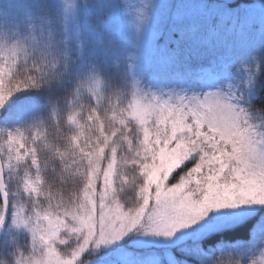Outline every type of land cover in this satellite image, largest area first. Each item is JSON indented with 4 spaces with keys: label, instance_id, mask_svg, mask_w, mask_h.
Masks as SVG:
<instances>
[{
    "label": "rangeland",
    "instance_id": "374dc122",
    "mask_svg": "<svg viewBox=\"0 0 264 264\" xmlns=\"http://www.w3.org/2000/svg\"><path fill=\"white\" fill-rule=\"evenodd\" d=\"M27 1L0 0V78L4 73L3 66L15 64L26 55L30 46L36 44L41 46V41H45L50 33L58 30L57 27H50V31L40 40L26 36L35 30L42 31L44 15H53L54 24L57 26L62 23L61 16L60 20L56 16L60 8L67 18L71 15L69 22L77 17L76 15H79L80 19L83 15L81 22L77 20L68 26L70 37L68 43L73 49L84 54L88 61V89L96 101L106 99L107 85L111 83L112 77L107 76L98 57L103 49L112 54L116 53V62L126 63L136 85V92L132 98V114L140 124L143 142L140 145L131 144V146L126 139L108 141L109 144L112 142L110 145L112 153L104 168L101 189L89 192L80 208L77 206L72 215L65 217L57 212L39 210L32 211L28 215L27 208L19 202V198L15 199L10 207L9 223L18 233L25 231L34 239L33 257L23 264H64L72 258L71 254L75 249L82 247L87 249L84 256H88L91 264H159L161 257L173 262L172 247L189 240L193 242L201 240L218 232L204 230L196 224L186 230L176 231L171 238L162 234L156 235L157 231L170 229H162L159 223L149 220L146 213L135 217L136 222L133 227L132 219L124 217L134 213L125 211L118 204V198L125 185L142 180L148 185L144 191V199L151 203L156 196V191L164 189L173 173L181 169L185 159L194 155V148L200 139L196 133H203L204 125L196 119V113L185 116L182 112H174L167 105H157L154 97L171 102L172 109H175L177 106L175 102L180 98H184V102L187 103L190 97L195 96L203 100L207 94H214L210 97V101L219 119L229 121L238 119L241 126H247L254 133V139L257 142L264 140V130L251 125L243 114V105L248 103L246 97L252 98L255 95L256 81L253 72L248 70L242 74L241 71L234 72L225 67L220 70L208 67H187L181 71H174L172 68L168 70L164 60L156 56L155 43L161 34L162 24H158L161 20L160 18L151 20L149 10L142 7L143 4L153 2L166 17L183 15L185 12L182 11L186 9V5H181L179 1L40 0L37 3L38 0H34L32 11L27 10ZM53 5L54 8H52ZM205 5L202 2L199 4V15H205L206 18H219L218 23L230 33H233L232 29H237L235 34L239 35L243 27L262 25L264 22V4L262 3L240 10L243 11L242 15H231L229 12H223V9H209L207 5L208 10L201 11ZM192 10L194 8L190 7L188 13L195 15ZM26 13L34 16L22 18L21 15ZM105 13L107 19L101 23L99 21L91 23L87 16L105 15ZM47 21L49 18L46 19ZM96 29L99 30L96 31ZM97 82L100 87L95 89L93 86ZM117 96L118 92L111 94L108 97V103L111 105L114 100L120 101L121 98ZM221 97L229 98L231 105L242 111L236 112L235 109L222 107L224 102L220 99ZM37 117V110L27 99L15 104L9 101L6 107L0 110V150L4 155L6 171L15 176L20 174L18 170L24 166L25 159L18 162L14 154L9 151L7 146L9 134L19 130L23 133L25 141L36 138L41 129ZM80 136L86 145V135L82 133ZM99 146L97 143L96 149L92 152V158L95 157ZM124 147L135 150L131 159L120 155L121 148ZM201 175L202 173H193L190 177H186L188 184L182 189L185 195H188L193 188L206 187L201 180ZM28 179L35 178L30 176L22 178L21 191L24 197L26 199L40 198V195H30L24 190L25 181ZM8 195L10 196L9 190ZM0 203L2 204L1 199ZM145 207L147 208V205ZM260 207L245 209L228 207L223 210L240 216L234 225L236 226L253 216ZM17 213L23 223L18 221ZM102 213L107 214L109 218H114L116 224L113 227L104 228L100 222ZM67 218H70V221ZM121 223L124 225L122 229L119 227ZM66 232L71 237L76 236L80 244L64 255L57 250V244L69 245V241L62 240ZM124 233H127L125 238L116 239ZM124 243L130 246L125 247ZM131 248L150 254L136 255L130 250ZM159 248L163 249L160 255H158Z\"/></svg>",
    "mask_w": 264,
    "mask_h": 264
},
{
    "label": "trees",
    "instance_id": "16d2710c",
    "mask_svg": "<svg viewBox=\"0 0 264 264\" xmlns=\"http://www.w3.org/2000/svg\"><path fill=\"white\" fill-rule=\"evenodd\" d=\"M33 1H27V10L32 11ZM175 1L186 5V9L182 11L185 12L183 15L166 17L156 7V3H141L142 8L149 10L151 20H161L158 23L162 24L161 34L155 43L156 56L164 60L168 70L172 68L174 71L187 67H208L214 70L225 67L234 72L241 71L242 74L248 70L252 71L256 81L255 95L252 98L246 97L248 103L243 105V114L251 125L264 130V22L262 25L243 27L238 35L235 34L237 29H232L233 33L225 30V27L218 23L219 18L199 15L201 2L209 9H223V12H229L231 15H242L243 11L240 10L257 3L264 4V0H229L232 1L230 3H227V0ZM206 5L201 11L208 10ZM190 7L194 8L192 11L195 15L188 13ZM57 12V19L60 20V16L62 19L61 25L54 24L53 15H44L42 31L35 30L26 36L40 40L50 31V27H57L58 30L50 33L45 41H41V46H30L26 55L15 63L12 71L14 81H27L29 78L36 81V87L16 93L10 101L15 104L27 99L37 110L40 133L25 143L28 149H36L39 172L33 166L32 158L26 156L24 166L18 170L20 174L15 176L7 172L6 179L11 204L18 197L19 202L27 208L28 215L39 210L57 212L66 217L74 214L77 206L80 208L89 192L100 191L104 168L112 153V142L109 144L108 141L126 139L130 145H140L143 142V133L132 114V98L136 85L126 63H117L116 53L112 54L106 49L100 52L99 62L106 70L107 76L112 78L111 83L107 85L106 99L96 101L87 85L88 61L84 54L73 49L68 43V26L77 20L81 22L83 15L81 19L76 15L77 17L69 22L71 15L67 18L62 8ZM106 13L87 16L91 23H101L107 19ZM21 16L25 18L31 15L26 13ZM48 18L49 21L46 22ZM25 40L27 41L26 38ZM3 78L4 73L0 81ZM115 92H118L117 97L121 100H114L110 105L108 97ZM81 133L86 135V145L80 136ZM113 133L115 134L112 135ZM78 135L80 138L77 144L74 137ZM97 143L100 146L92 158ZM134 151L130 147H124L121 148L120 155L131 159ZM178 172L179 176L173 180V184L184 175V172ZM38 174L42 179L41 197L26 199L21 191V180L25 176L36 178ZM147 188L148 185L142 180L125 185L118 198V204L125 211L133 212L140 206ZM67 220L70 221V218ZM262 235L264 207H260L253 216L229 230L215 232L194 242L189 240L177 244L171 248L173 262L161 257L159 264H201V261L212 259L217 253L223 256L228 249L241 248H250L252 255H256L257 260L261 262L264 261V253L259 252V237ZM62 240L69 241L67 246L57 244V250L64 255L80 244L78 238L69 236L68 232L62 236ZM124 246L130 245L124 243ZM33 247L34 239L31 235L25 231L18 233L14 226L8 223L1 243L0 264H23L33 257ZM130 250L136 255L150 254L138 249ZM158 252L160 255L163 249L159 248Z\"/></svg>",
    "mask_w": 264,
    "mask_h": 264
},
{
    "label": "snow or ice",
    "instance_id": "6c2138e0",
    "mask_svg": "<svg viewBox=\"0 0 264 264\" xmlns=\"http://www.w3.org/2000/svg\"><path fill=\"white\" fill-rule=\"evenodd\" d=\"M14 68V63L2 68L4 78L0 81V110L6 107L16 93L36 87V81L31 78L27 81H14L12 79ZM93 87L98 89L99 82ZM213 95L209 93L203 100L193 96L188 98L187 103L184 102V98H180L175 102L177 105L175 109H172L171 102L153 98L157 105H167L170 110L182 112L185 116L196 113V119L204 125V128L202 134L196 133L200 139L194 148V155L187 157L181 166L180 172H184V175L173 184L179 172L173 173L164 189L156 191V196L151 203L142 198L138 209L133 210L134 215L129 213L124 217L132 219L133 227L136 222L135 217L146 213L148 219L159 223L162 229H170L157 231L155 234H162L169 238L176 231L186 230L196 224L207 231H226L238 222L240 216L225 212L224 208L264 207V140L257 142L254 139V133L247 126H241L238 119L233 121L219 119L210 101ZM220 99L224 102L222 107L235 109L229 98L221 97ZM235 111L242 110L235 109ZM79 138V135L74 137L77 144ZM7 146L18 162L30 156L33 166L39 172L36 149H28L23 133L19 130L14 134L10 133ZM193 173H202L201 180L206 187L193 188L188 195H185L182 189L188 184L186 177H190ZM0 175H2V168H0ZM24 190L30 195L39 196L42 193V179L39 174L34 180L25 181ZM0 197L3 198L0 204V227H2L9 204L8 194L3 191L2 187H0ZM17 219L23 223L19 213H17ZM100 222L104 228H110L116 224L114 218H109L103 213ZM119 227L122 229L123 223ZM126 235L127 233H124L116 239H123ZM81 249L64 264H79L80 258L87 251L86 248ZM250 250V248H245L243 251ZM260 264H264V261Z\"/></svg>",
    "mask_w": 264,
    "mask_h": 264
},
{
    "label": "clouds",
    "instance_id": "9594fccd",
    "mask_svg": "<svg viewBox=\"0 0 264 264\" xmlns=\"http://www.w3.org/2000/svg\"><path fill=\"white\" fill-rule=\"evenodd\" d=\"M244 249H228L223 256L217 253L212 259L201 261V264H260L256 255L253 256L251 251L244 252ZM81 250V248L75 249L71 256L73 257ZM259 252L264 253V235L259 237ZM79 264H91V262L88 256H83L80 258Z\"/></svg>",
    "mask_w": 264,
    "mask_h": 264
},
{
    "label": "water",
    "instance_id": "95a60500",
    "mask_svg": "<svg viewBox=\"0 0 264 264\" xmlns=\"http://www.w3.org/2000/svg\"><path fill=\"white\" fill-rule=\"evenodd\" d=\"M0 168H2V175H0V187H2L3 191H5L7 193L6 180H5V171H4V166H3V162H2L1 156H0ZM2 200H3V198H2ZM9 218H10V204H8V212L6 214L5 223L3 224L2 227H0V249H1V243H2V238H3V235H4V231H5V228H6L7 224H8Z\"/></svg>",
    "mask_w": 264,
    "mask_h": 264
},
{
    "label": "flooded vegetation",
    "instance_id": "af4514ba",
    "mask_svg": "<svg viewBox=\"0 0 264 264\" xmlns=\"http://www.w3.org/2000/svg\"><path fill=\"white\" fill-rule=\"evenodd\" d=\"M0 153H1V157H2V159H3V163H4V155H3V153H2V151L0 150ZM4 168H5V166H4ZM7 173V171L5 170V174Z\"/></svg>",
    "mask_w": 264,
    "mask_h": 264
}]
</instances>
